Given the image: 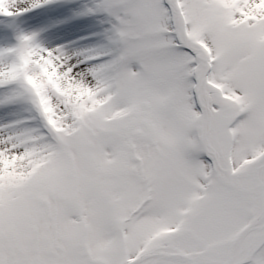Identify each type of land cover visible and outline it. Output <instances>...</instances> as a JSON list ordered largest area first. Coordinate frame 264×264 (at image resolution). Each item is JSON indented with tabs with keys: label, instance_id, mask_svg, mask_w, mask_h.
Segmentation results:
<instances>
[{
	"label": "snow or ice",
	"instance_id": "obj_1",
	"mask_svg": "<svg viewBox=\"0 0 264 264\" xmlns=\"http://www.w3.org/2000/svg\"><path fill=\"white\" fill-rule=\"evenodd\" d=\"M87 11L103 43L0 48V264H264V0Z\"/></svg>",
	"mask_w": 264,
	"mask_h": 264
},
{
	"label": "rangeland",
	"instance_id": "obj_2",
	"mask_svg": "<svg viewBox=\"0 0 264 264\" xmlns=\"http://www.w3.org/2000/svg\"><path fill=\"white\" fill-rule=\"evenodd\" d=\"M31 0H17L16 8L28 10L14 16L0 14V48L17 43L20 33H38L45 46L63 45L69 50L86 49L103 43L109 18L103 12H88L96 0H50L31 8ZM50 37V38H48ZM16 118L0 109V123Z\"/></svg>",
	"mask_w": 264,
	"mask_h": 264
},
{
	"label": "bare ground",
	"instance_id": "obj_3",
	"mask_svg": "<svg viewBox=\"0 0 264 264\" xmlns=\"http://www.w3.org/2000/svg\"><path fill=\"white\" fill-rule=\"evenodd\" d=\"M48 38H50V37H48ZM69 49H71V48H69Z\"/></svg>",
	"mask_w": 264,
	"mask_h": 264
}]
</instances>
